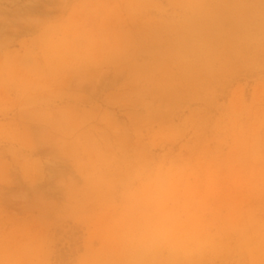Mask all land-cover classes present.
Returning <instances> with one entry per match:
<instances>
[{
	"label": "clouds",
	"instance_id": "obj_1",
	"mask_svg": "<svg viewBox=\"0 0 264 264\" xmlns=\"http://www.w3.org/2000/svg\"><path fill=\"white\" fill-rule=\"evenodd\" d=\"M34 2L38 11L22 28L0 35V197L22 211L0 206V264H264V112L243 132L212 123L209 142L227 148L212 154L186 149L179 126L150 130L148 153L119 183L106 243L95 247L84 234L79 248L60 254L55 229L80 222L81 186L69 177L60 182L63 202L35 201L10 190L11 173L19 170L30 182L35 168L27 148L43 141L95 186L103 153L83 151L80 111L88 90L128 58L132 26L176 16L210 19L218 0ZM244 17L241 43L253 54L264 51V10H245ZM205 54L210 58V44ZM93 112L101 138L119 132L110 111Z\"/></svg>",
	"mask_w": 264,
	"mask_h": 264
},
{
	"label": "rangeland",
	"instance_id": "obj_2",
	"mask_svg": "<svg viewBox=\"0 0 264 264\" xmlns=\"http://www.w3.org/2000/svg\"><path fill=\"white\" fill-rule=\"evenodd\" d=\"M38 7L34 0H0V35L22 28L21 21ZM214 8L210 19L176 16L132 26L128 58L88 90L86 110L80 111L83 151L90 154L98 148L103 153L101 178L95 186L88 187L70 161L43 141L27 148L35 168L31 181L26 182L19 170L11 173L10 190L28 192L35 201L63 202L60 182L69 177L81 186L75 199L80 222L55 229L62 256L79 248L84 234L95 247L106 243L105 229L114 217L119 183L148 153L150 130L179 126L186 149L212 154L218 146L227 151L215 139L209 142L212 123L228 122L243 132L264 112V51L253 54L240 41L245 10L259 13L264 5L218 0ZM207 44L210 58L205 54ZM94 108L110 111L119 132L109 131L101 138L95 131L102 125L93 118ZM0 206L22 214L18 203L10 205L4 197Z\"/></svg>",
	"mask_w": 264,
	"mask_h": 264
}]
</instances>
